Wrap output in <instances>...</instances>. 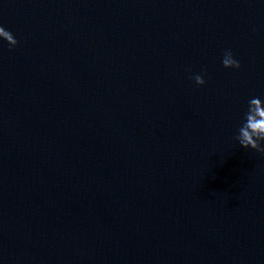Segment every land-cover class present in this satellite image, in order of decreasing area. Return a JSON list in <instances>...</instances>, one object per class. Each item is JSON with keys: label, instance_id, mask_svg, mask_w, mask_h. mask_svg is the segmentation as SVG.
I'll list each match as a JSON object with an SVG mask.
<instances>
[{"label": "water", "instance_id": "1", "mask_svg": "<svg viewBox=\"0 0 264 264\" xmlns=\"http://www.w3.org/2000/svg\"><path fill=\"white\" fill-rule=\"evenodd\" d=\"M0 27V264H264L234 138L264 0H0Z\"/></svg>", "mask_w": 264, "mask_h": 264}, {"label": "clouds", "instance_id": "2", "mask_svg": "<svg viewBox=\"0 0 264 264\" xmlns=\"http://www.w3.org/2000/svg\"><path fill=\"white\" fill-rule=\"evenodd\" d=\"M2 34L8 44L15 47L17 44L13 35L0 27ZM222 65L225 68H240V62L233 58L231 50H226L222 59ZM197 85H203L205 80L202 75L193 77ZM235 140L244 149H252L264 154V102L255 97L249 100L247 111L244 113L243 123L237 129Z\"/></svg>", "mask_w": 264, "mask_h": 264}]
</instances>
